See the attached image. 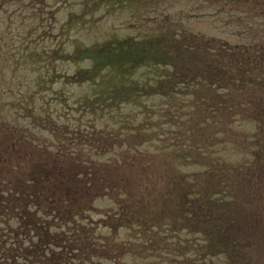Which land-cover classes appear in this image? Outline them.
Returning a JSON list of instances; mask_svg holds the SVG:
<instances>
[{"label":"trees","instance_id":"obj_1","mask_svg":"<svg viewBox=\"0 0 264 264\" xmlns=\"http://www.w3.org/2000/svg\"><path fill=\"white\" fill-rule=\"evenodd\" d=\"M78 1L63 26L75 35L92 29L96 13L124 8L135 34L90 45L72 40L65 61L46 63L26 106L46 85H57L54 100L38 111L26 108L24 122L11 118L19 129L9 130L0 157V264L119 260L124 243L84 224V215L109 196L111 211L126 213V225L137 226L151 250L168 246L153 232L167 216L170 233L188 246L184 253L199 255L195 264L223 257L225 264L231 257L252 264L242 254L264 245V0ZM194 10L214 21L216 32L190 28ZM153 98L168 103L153 106ZM52 102L65 112L50 110ZM224 136L242 151L238 161L220 154ZM154 143L159 158L171 150L174 156L155 168L147 155ZM144 158L141 167L156 174L144 177L142 191L132 172ZM179 166L202 171L180 175Z\"/></svg>","mask_w":264,"mask_h":264},{"label":"rangeland","instance_id":"obj_2","mask_svg":"<svg viewBox=\"0 0 264 264\" xmlns=\"http://www.w3.org/2000/svg\"><path fill=\"white\" fill-rule=\"evenodd\" d=\"M78 2V0H0V157L6 155V147L11 142L8 136L9 130L19 129L17 125L16 127L9 125L11 118H14V120L18 119L17 122L19 123L24 122L21 116L26 114V108L29 110V107H34L33 110L38 111L40 108L47 107V104L50 103L48 102L49 100H54L52 95L55 92L54 90L58 88L57 85L49 90L45 89L48 88L46 85V87L43 88L45 91H40L36 94L33 105L30 104L26 106L30 94L38 89L37 84L40 81L38 76H42L47 65L46 63L50 58H58L59 60L65 61V56L72 52L71 42L74 39L80 40L85 45H90L95 42L105 41L109 36H116L120 39L129 35L134 36L135 30L129 25L131 12L126 8L106 17L102 16L99 12L96 13V18L92 21V29L84 30L75 35L71 30H67L66 26H63L69 14L72 12L70 9L71 5H75L74 8L76 10ZM67 6L69 7L68 11L66 8ZM197 12L199 11L194 10L193 13L191 12V14L187 16L189 18L186 22L189 23L190 28L198 27L202 32L206 33L216 32V23L212 20L200 19L199 17H201V14ZM181 23L183 22L181 21ZM55 50H58V52L55 53ZM47 52L51 53L47 54ZM63 91L65 94L69 93L67 89H63ZM42 95H45L47 98H41ZM175 99L178 100L176 97ZM148 102H152L153 106H159V104L165 105V102L166 104L168 103V101L156 98ZM165 106L162 109L166 110L167 108ZM64 109L65 107L63 104H54L52 102L50 106V110L65 112ZM189 112L190 110L186 112V115H188ZM182 114H185V112L180 113L178 116L181 117ZM181 120L184 121V118ZM152 121L158 123L162 120L154 117ZM165 126L169 131H175V128L168 126V124H164L162 129ZM198 128H201V126L197 127V129ZM219 138L225 141L224 145L217 147L220 149V154L230 162L238 161V158H240L239 154H241L242 151L237 152L230 141L225 140V136ZM148 146L150 147L147 155L151 154L154 164L152 167L154 168L155 165H160L161 162L163 163L167 157L174 158V156L170 154L172 150L170 152L167 151L166 155H164L165 158H159V155L153 154L156 152L154 148L158 145L154 143ZM233 152L235 155H233ZM248 158L249 156H247V159ZM148 160L149 158H144L142 161L138 160L137 162L138 164L145 163ZM224 162L230 165V163ZM139 165L135 166L133 169V179L137 181V186L140 185V189L145 191L144 188L149 181L144 180V177L156 173L154 171L150 173L149 168L144 169L141 167V164ZM177 168L179 171L176 172L180 175L183 173L202 171L196 167L181 168V166H179ZM129 170L130 169L126 168L122 172L126 174V176H129L131 171ZM3 174L4 171L2 173L0 172V177H2ZM213 182L216 183L214 186H217L218 190L216 191L220 194L222 191V189H220L221 185H219L221 184V179L217 177ZM125 191H130L129 187H126ZM222 194L223 193L220 195L222 197L221 199L224 197ZM91 197H93V195H86L87 202ZM109 197L110 200H113L112 196ZM109 199L103 198L101 201L98 200L97 203H95L94 209L84 215V224L87 230H94L97 226V233L104 234V237H109L108 239H111L117 245H122L124 243L123 245L125 247L122 250V255L119 260L106 262L98 261L99 264L196 263L195 260L199 255L195 251L185 254L184 252L189 251L187 249L188 246L185 248L183 242L179 243L180 239H178V236L170 233L173 225L170 218L167 216L164 217L161 222L156 223V229L153 230V232L157 233V238H159V240L161 239L163 244L168 245V249L166 248L159 251H157V249L151 250L152 247L145 244L148 243V240L145 239L146 235L140 236L137 226L126 225V218L124 219L126 213L117 212L115 215V213L111 211L110 204H108L110 202ZM113 202L114 201H112V204ZM112 204V210H116L117 208L112 206ZM137 210L140 212V208ZM157 211L159 212V216H162L161 206H159ZM114 223H116V225ZM255 229L258 230V228ZM262 229H264V227ZM109 230L114 231L111 232ZM110 234H114V239L111 238ZM182 235V237L185 238V233H182ZM259 241L263 242L264 238L262 237ZM254 245L256 246V244ZM200 246L201 244L192 245V248L194 249ZM140 249L142 253H140ZM174 249H176V251H173ZM147 254L148 256L146 258ZM242 255L247 258L251 257L253 261L252 264H264V245H258L256 247V253H243ZM226 258L227 257L220 258V261L216 264H225ZM231 258L230 264H236L235 262H238L234 259L231 261ZM203 264H207V262Z\"/></svg>","mask_w":264,"mask_h":264}]
</instances>
